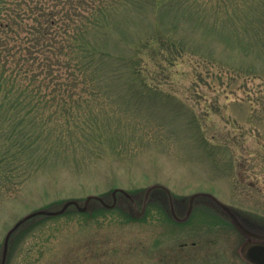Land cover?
Returning a JSON list of instances; mask_svg holds the SVG:
<instances>
[{"label":"rangeland","instance_id":"374dc122","mask_svg":"<svg viewBox=\"0 0 264 264\" xmlns=\"http://www.w3.org/2000/svg\"><path fill=\"white\" fill-rule=\"evenodd\" d=\"M107 31L106 60L77 78L57 51L42 77L2 41L0 264L10 232L4 264H249L241 246L264 238V0H177L163 22L122 7ZM114 190L129 196L103 207ZM69 201L86 210L24 220Z\"/></svg>","mask_w":264,"mask_h":264},{"label":"trees","instance_id":"16d2710c","mask_svg":"<svg viewBox=\"0 0 264 264\" xmlns=\"http://www.w3.org/2000/svg\"><path fill=\"white\" fill-rule=\"evenodd\" d=\"M22 1L23 4L18 9H14L7 3L8 0H0V16L6 18L5 23H0V47L7 46L2 42L3 40L9 43L12 42L10 39H16L14 43L17 44L15 52H12V48H6L5 56L10 57L13 53L25 52L31 67L38 69L41 75L42 71L48 70L50 75L52 62L48 61L49 57L45 52L57 51L58 55L62 56L61 65L69 78H77L75 66L83 72L94 66V57L106 60L109 55L106 48L107 30L110 26L111 13L115 9L127 7L140 14L151 9L157 19L163 22L171 16L177 2V0ZM195 1L197 0H192ZM99 38H102L101 43L97 42ZM149 47L150 43L147 42L142 47L137 45L136 49ZM116 60H121V57L118 56ZM37 76L34 75L32 79L36 80ZM3 80L2 77L1 81ZM64 93L68 94L67 91ZM11 94L12 90L5 88L3 95ZM4 104L9 105V111L14 106L12 102ZM4 104L0 105L1 112L8 111L3 109Z\"/></svg>","mask_w":264,"mask_h":264},{"label":"water","instance_id":"95a60500","mask_svg":"<svg viewBox=\"0 0 264 264\" xmlns=\"http://www.w3.org/2000/svg\"><path fill=\"white\" fill-rule=\"evenodd\" d=\"M154 188V187H153ZM153 188H149L147 189L146 193H145V199H144V203L146 201V198L148 196V194L150 193V191L153 189ZM161 189H163L169 196H170V193L168 191L167 188L165 187H160ZM121 193L123 195H125L126 197H128L129 195L127 193H125L124 191L122 190H114L112 192V201L113 203L111 205H108L106 204L103 199L101 198H96L103 207L105 208H111L114 206L115 204V201H116V193ZM194 196H197V195H194ZM193 196V197H194ZM94 198V197H93ZM214 199V201L218 204V205H221L220 201H218L215 197H212ZM90 199L87 198V200L85 201V203L88 202V200ZM70 206H75V208L77 209V211L79 212H84L86 210L85 207H79L78 204L74 201H69V202H66L63 207L60 209V211L58 212H44V211H40V212H37V213H33L29 216H27L24 220H27V219H30L32 217H35V216H41V215H47V216H53V215H57V214H60V213H63L64 211H66V209ZM223 206V205H222ZM224 208V206H223ZM144 210V207L142 209V212ZM170 211H171V214L173 215V208L170 206ZM137 215L139 216L140 213H137ZM21 223V222H20ZM20 223H18L16 225L15 228H17ZM14 230V229H13ZM11 234V232L8 234V236L6 237L5 239V243H4V256H3V263L4 264V257H5V254H6V248H7V242H8V237L9 235ZM261 240L262 242L258 241V242H255V241H248L246 243H244L241 248H240V255L241 257L249 264H264V238H261L259 239Z\"/></svg>","mask_w":264,"mask_h":264}]
</instances>
